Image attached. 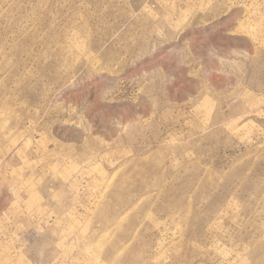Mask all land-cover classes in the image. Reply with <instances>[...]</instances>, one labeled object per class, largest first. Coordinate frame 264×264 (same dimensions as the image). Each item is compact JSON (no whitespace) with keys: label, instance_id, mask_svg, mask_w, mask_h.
Here are the masks:
<instances>
[{"label":"rangeland","instance_id":"1","mask_svg":"<svg viewBox=\"0 0 264 264\" xmlns=\"http://www.w3.org/2000/svg\"><path fill=\"white\" fill-rule=\"evenodd\" d=\"M0 264H264V0H0Z\"/></svg>","mask_w":264,"mask_h":264}]
</instances>
